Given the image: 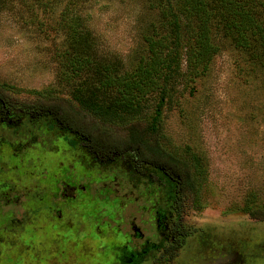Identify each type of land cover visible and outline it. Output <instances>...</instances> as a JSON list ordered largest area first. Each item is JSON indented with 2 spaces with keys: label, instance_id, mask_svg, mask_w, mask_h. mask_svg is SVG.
<instances>
[{
  "label": "rangeland",
  "instance_id": "1",
  "mask_svg": "<svg viewBox=\"0 0 264 264\" xmlns=\"http://www.w3.org/2000/svg\"><path fill=\"white\" fill-rule=\"evenodd\" d=\"M150 1L83 2L81 16L94 39L92 47L99 63L126 74L144 61L140 34L152 22L147 11ZM67 13L65 2L53 0L44 8L32 6L29 0L0 12V101L6 109L26 118L48 110L61 115L65 111L87 127L91 137L101 140L100 144L139 148L144 162L194 183L180 194L178 202L176 223L181 238L164 253L151 254L144 264H264V60L254 64L230 40L221 39L216 55L202 72L186 71L183 62L168 86L160 136L156 138L147 132V114L124 125L102 124L71 99V90L58 71ZM22 121L24 125L15 133L0 132V166L18 172L15 195L25 202L45 194L37 179L46 169L42 158L49 152L63 153L66 146L60 132L48 135L45 128L39 130L35 124ZM51 158L50 173L55 181L46 187V195L58 196L69 178L87 187L85 195H99L101 174L90 179L84 170L73 166L64 172L58 156ZM86 167L91 171L92 166ZM119 170L115 173L117 183L126 189L115 196L121 197L128 193L131 182L124 179L126 169ZM110 197L109 205L103 199L105 212L111 205H120L121 210L124 203L115 200L113 204ZM129 202L127 199L125 204ZM71 206L84 217L94 209L74 202ZM140 206L141 202L128 207L134 211L137 224ZM249 211H255V218L247 215ZM78 216L75 220L81 221ZM88 227L91 233H98ZM86 228L83 225L73 230V240L82 237ZM107 231L114 233V229ZM115 232L122 234L123 227L118 229L115 224ZM83 243L84 248L87 242ZM83 248L69 243L63 252L52 245L56 254L34 264H93L84 257L87 253Z\"/></svg>",
  "mask_w": 264,
  "mask_h": 264
},
{
  "label": "flooded vegetation",
  "instance_id": "2",
  "mask_svg": "<svg viewBox=\"0 0 264 264\" xmlns=\"http://www.w3.org/2000/svg\"><path fill=\"white\" fill-rule=\"evenodd\" d=\"M22 120L35 124L36 129L45 128L48 135L60 132L66 146L62 150L63 153L60 150L55 153L60 160V170L67 172L69 166L77 167L84 170L90 179L95 175L100 177L101 174L103 178L100 177L99 183L102 190H99V195L96 196L85 195L88 193L87 187L69 178L70 182H64L58 190V196L46 195V187L50 188L55 181V175L50 173V167L54 164L51 157L55 155L49 152L47 157L42 158V166L46 165V169L37 176L45 194L36 198L32 196L34 199L31 197L24 202L21 197L15 195L13 184L19 181L16 179L18 172L14 173L15 169L9 168L5 171L3 166H0V176L6 178L0 179V264L39 263L43 258L53 257L56 254L54 250L65 252L69 243L83 248V242H87L83 248L87 253L84 257L93 264H144L151 254L164 253L181 238L176 223L181 184L168 170L151 164L150 161L144 162L136 154H115L114 151L104 152L88 148L87 141H80L73 133L57 126L53 118H26L25 115L9 112L0 101V132L14 130L15 133L24 125ZM7 144L8 149L12 150L9 142ZM2 146L7 147L4 142ZM1 153L3 155L2 150ZM86 166H92L91 171H88ZM119 169H126L124 179L131 182L127 184L128 193L121 197L115 196L126 189L125 185L117 183L115 173L120 171ZM70 175L73 176L72 173ZM102 192L106 196H103ZM135 194L137 195L133 198ZM110 196L114 198L113 204L115 200L124 203L121 210L120 205H111L109 212H105L103 199L109 205ZM57 198L59 202H56ZM127 199L130 200L128 205L125 204ZM73 202L94 208L93 213L84 217L71 206ZM139 202L141 215L137 224L134 211L128 207ZM77 215L81 221L75 220ZM115 224L118 229L123 227L122 234L115 232ZM83 225L87 226L85 233L73 240L70 233ZM88 225L98 233H91ZM108 229H114V233H108ZM52 245L54 250L51 249Z\"/></svg>",
  "mask_w": 264,
  "mask_h": 264
},
{
  "label": "trees",
  "instance_id": "3",
  "mask_svg": "<svg viewBox=\"0 0 264 264\" xmlns=\"http://www.w3.org/2000/svg\"><path fill=\"white\" fill-rule=\"evenodd\" d=\"M27 1L0 0V12ZM50 1L31 0V5L44 8ZM55 2H65L68 12L63 18L65 47L58 63L59 76L68 84L79 109L102 124L124 125L147 114V132L158 138L170 81L183 62L186 71L205 70L221 39L230 40L254 64L264 60V0H151L147 11L153 16L152 22L140 34L144 61L126 74L97 61L94 39L81 16L85 0ZM35 116L53 118L57 126L87 141L88 148L139 155L136 147L100 144L101 140L91 137L89 129L65 111L61 115L60 111L48 110ZM177 179L180 194L194 184ZM254 212L247 215L255 218Z\"/></svg>",
  "mask_w": 264,
  "mask_h": 264
}]
</instances>
